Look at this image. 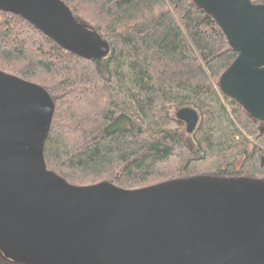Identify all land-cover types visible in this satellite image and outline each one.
<instances>
[{
  "label": "trees",
  "instance_id": "trees-1",
  "mask_svg": "<svg viewBox=\"0 0 264 264\" xmlns=\"http://www.w3.org/2000/svg\"><path fill=\"white\" fill-rule=\"evenodd\" d=\"M108 47L85 59L0 12V71L40 86L54 112L43 160L72 186L135 190L210 176L264 180V120L223 93L237 57L193 0H60ZM264 5V0H249ZM198 115L191 134L175 118ZM0 264H17L4 259Z\"/></svg>",
  "mask_w": 264,
  "mask_h": 264
},
{
  "label": "water",
  "instance_id": "water-1",
  "mask_svg": "<svg viewBox=\"0 0 264 264\" xmlns=\"http://www.w3.org/2000/svg\"><path fill=\"white\" fill-rule=\"evenodd\" d=\"M237 53L219 87L264 120V5L193 0ZM78 57L108 47L60 0H0ZM54 106L33 83L0 71V254L17 264H264V180L199 176L124 190L72 186L46 169ZM175 118L191 134L190 108Z\"/></svg>",
  "mask_w": 264,
  "mask_h": 264
},
{
  "label": "bare ground",
  "instance_id": "bare-ground-1",
  "mask_svg": "<svg viewBox=\"0 0 264 264\" xmlns=\"http://www.w3.org/2000/svg\"><path fill=\"white\" fill-rule=\"evenodd\" d=\"M27 82V81H26ZM30 83V82H29ZM36 85V84H35ZM40 87V86H39Z\"/></svg>",
  "mask_w": 264,
  "mask_h": 264
}]
</instances>
